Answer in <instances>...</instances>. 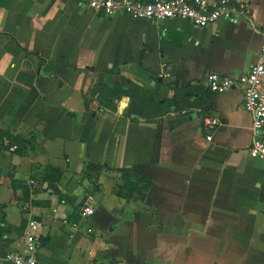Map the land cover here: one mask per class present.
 Here are the masks:
<instances>
[{
    "label": "crops",
    "instance_id": "0c3cea01",
    "mask_svg": "<svg viewBox=\"0 0 264 264\" xmlns=\"http://www.w3.org/2000/svg\"><path fill=\"white\" fill-rule=\"evenodd\" d=\"M246 1L250 19L199 27L0 0V264L23 250L30 218L43 224L39 264H264V160L249 154L244 93L206 81L257 60L264 0ZM121 169L149 184L122 194Z\"/></svg>",
    "mask_w": 264,
    "mask_h": 264
},
{
    "label": "built area",
    "instance_id": "2783aa9c",
    "mask_svg": "<svg viewBox=\"0 0 264 264\" xmlns=\"http://www.w3.org/2000/svg\"><path fill=\"white\" fill-rule=\"evenodd\" d=\"M85 7L96 13L111 16L124 13L133 19H150L161 21L173 17L191 20L199 27L206 26L219 19L242 20L250 19L252 9L246 0H79ZM207 87L214 93H223L239 86L244 93V107L252 119V143L249 154L252 158L264 160V44L261 46L257 60L250 68L237 76L210 72L207 76ZM216 119L209 118L207 124L214 127ZM212 140V136L207 137ZM5 145L11 151L17 149L9 139ZM94 207L86 203L79 209L83 218L91 217ZM264 215V211H263ZM67 225L77 226L78 223L64 219ZM43 224L36 218L28 219L23 250H9L5 258L9 264H39L40 234ZM91 231V229H89Z\"/></svg>",
    "mask_w": 264,
    "mask_h": 264
},
{
    "label": "trees",
    "instance_id": "16d2710c",
    "mask_svg": "<svg viewBox=\"0 0 264 264\" xmlns=\"http://www.w3.org/2000/svg\"><path fill=\"white\" fill-rule=\"evenodd\" d=\"M154 98L152 93H147L142 98H136L139 102H141L144 106L152 101ZM2 145H5V139H9L12 144L17 145V149L15 151H22V145L19 138L11 137L10 135H7L6 133L2 132ZM6 146V145H5ZM91 168L94 169H101L102 167L100 165L91 164ZM122 177L124 179V188L127 191L126 193L121 192L122 194H125L127 196H131L136 190H139L140 185H148L149 183L144 181L139 175H137L135 172H133L131 169H121ZM62 177V171L58 168H55L53 166H48L46 168V173L44 175V180L56 182L59 181ZM145 182V183H144Z\"/></svg>",
    "mask_w": 264,
    "mask_h": 264
},
{
    "label": "water",
    "instance_id": "95a60500",
    "mask_svg": "<svg viewBox=\"0 0 264 264\" xmlns=\"http://www.w3.org/2000/svg\"><path fill=\"white\" fill-rule=\"evenodd\" d=\"M102 111H105L104 109H102ZM109 114H111V115H113L112 113H109ZM205 118V117H204Z\"/></svg>",
    "mask_w": 264,
    "mask_h": 264
}]
</instances>
